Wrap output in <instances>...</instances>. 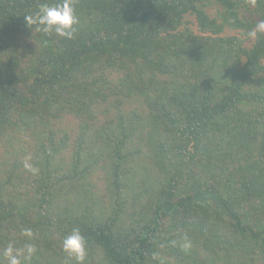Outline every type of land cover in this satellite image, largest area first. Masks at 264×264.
I'll return each mask as SVG.
<instances>
[{"label":"trees","instance_id":"16d2710c","mask_svg":"<svg viewBox=\"0 0 264 264\" xmlns=\"http://www.w3.org/2000/svg\"><path fill=\"white\" fill-rule=\"evenodd\" d=\"M39 2L0 0V264H264V0H76L71 40Z\"/></svg>","mask_w":264,"mask_h":264},{"label":"clouds","instance_id":"9594fccd","mask_svg":"<svg viewBox=\"0 0 264 264\" xmlns=\"http://www.w3.org/2000/svg\"><path fill=\"white\" fill-rule=\"evenodd\" d=\"M23 16L26 25L33 31L46 36L55 34L68 40L74 39L80 25L76 0H41L36 6V10ZM260 27L264 28V25ZM21 235L31 241L35 234L29 228L24 229ZM181 246L185 251L191 248V240L187 235L183 236ZM62 249L70 258H74L75 264H85L88 254L87 241L79 228H73L71 233L63 239ZM36 252L37 248L33 243L25 244L23 249H17L12 243H9L4 249V256L8 259L9 264H23L21 256H23V261L27 262L34 257Z\"/></svg>","mask_w":264,"mask_h":264},{"label":"rangeland","instance_id":"374dc122","mask_svg":"<svg viewBox=\"0 0 264 264\" xmlns=\"http://www.w3.org/2000/svg\"><path fill=\"white\" fill-rule=\"evenodd\" d=\"M208 12H210V14L214 15L215 7H210V8L208 9ZM242 12H245V11L242 10ZM233 32H234V30H232V29H225V30L223 31L224 34H232ZM252 34H253V33H252ZM253 38H254V35H252V37H250V38L246 41V43H250V42H252Z\"/></svg>","mask_w":264,"mask_h":264}]
</instances>
